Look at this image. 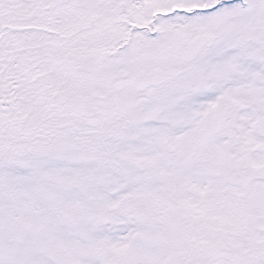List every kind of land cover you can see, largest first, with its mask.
<instances>
[{
  "label": "snow or ice",
  "instance_id": "snow-or-ice-1",
  "mask_svg": "<svg viewBox=\"0 0 264 264\" xmlns=\"http://www.w3.org/2000/svg\"><path fill=\"white\" fill-rule=\"evenodd\" d=\"M0 264H264V0H0Z\"/></svg>",
  "mask_w": 264,
  "mask_h": 264
}]
</instances>
